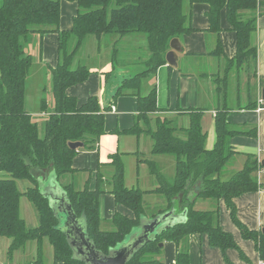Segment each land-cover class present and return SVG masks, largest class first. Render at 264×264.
<instances>
[{
    "label": "trees",
    "instance_id": "trees-1",
    "mask_svg": "<svg viewBox=\"0 0 264 264\" xmlns=\"http://www.w3.org/2000/svg\"><path fill=\"white\" fill-rule=\"evenodd\" d=\"M70 1L77 2L78 11L72 29L62 30L61 0H0V237L10 241L8 258L13 260L16 251L35 241L37 255L25 264H47L45 238H48L53 264H84L73 258L66 236L58 228L59 219L49 200L40 192L39 178L53 170L59 181L67 178L68 174L75 172L72 162L77 152L94 149L105 134V110L101 108L99 98L92 96L79 105L75 97L67 94L70 86L87 80L91 74L86 64L74 65L89 36L99 39L104 36L110 40L116 62L121 52L118 45L126 37L133 36V41L140 37L145 39L148 51L142 58L145 70L125 77L117 93L138 97L136 123L122 133H147L153 141L152 154L172 156L176 160L172 182L165 179L154 161H149L151 171L159 180V186L154 191L163 195L168 205L166 209L148 216L144 205L145 192L125 185L120 154L116 152L111 156L115 167L110 180L111 193L117 203L131 209L135 217L129 218L116 212L110 229L102 227L100 216V197L106 191L102 176H99L94 190H90L88 184L80 189L74 182L63 184L76 214L86 217L89 234L97 247L107 253L140 224L143 216L155 217L179 198L181 205L188 207L187 221L163 231L155 241L137 252L128 264H165L161 257L163 247H160L165 240L178 246L176 264H190L186 243L192 233L209 234L211 245L223 250L238 248L233 235L220 225L219 202L224 199L242 236L253 239L264 258V233L250 229L237 217L234 202L240 194L259 188L254 176L258 161L249 156L243 169L229 177L226 175L231 158L236 153L230 143L231 137L250 132L230 129L227 117L231 108L227 104L218 106L215 115L217 140L213 149L209 150L206 147L207 132L202 125L203 109L190 110L187 128L175 126L168 117L152 116L159 111L157 71L167 64L166 54L171 49V40L194 31L191 6L194 3L210 5V30L217 35L221 31V11L227 9L229 22L238 38L237 55L227 60V70L233 67L245 69L254 77L258 9L264 0ZM48 32L58 33L59 61L51 69L54 104L49 107L43 96L41 109L47 115L39 117L27 111L26 95L34 68V49L39 51L42 48V39ZM217 43V49L212 53L220 56L222 46L219 38ZM255 106L254 102L245 105L249 109ZM70 142H82L84 145L72 149ZM18 180H28L31 186L21 191ZM193 186L197 188L196 199H210L214 208H195V201L191 203L189 197ZM23 196L39 213V224L35 227H29L21 215Z\"/></svg>",
    "mask_w": 264,
    "mask_h": 264
},
{
    "label": "crops",
    "instance_id": "crops-1",
    "mask_svg": "<svg viewBox=\"0 0 264 264\" xmlns=\"http://www.w3.org/2000/svg\"><path fill=\"white\" fill-rule=\"evenodd\" d=\"M191 7V22L194 31L179 38L183 51L178 53V65L172 66L167 62L157 71L156 86L159 111L152 116L168 117L172 119L175 126L187 128L190 124V110L203 109L202 125L207 132L206 147L211 150L217 140L216 108L227 104L224 102H226L229 92L243 93L249 102L256 104L250 109L245 105L238 108L227 104L231 108L227 117L230 129L250 133H240L231 137L230 143L236 153L231 158L226 175L229 177L234 172L243 169L249 156L257 159L258 168L254 176L259 188L240 194L234 199V202L237 208V217L250 229L261 231L264 228V171H260L261 167L264 168V13H262L264 3L258 9V28L255 37L258 50L256 76L254 77L245 69L233 67L227 70V60L236 57L238 52L237 33L229 22L227 9L224 8L221 11V31L217 35L210 30L211 23L208 17L210 5L194 3ZM77 11V2L61 0L60 27L62 30L72 29ZM92 37L87 38L74 64L76 66L82 63L79 56L82 55L81 53L87 45L89 62H83V64L91 69V74L87 80L70 86L67 89V94L75 97L79 105L87 102L92 96L99 98L101 108L105 110V134L101 136L94 149H81L77 152L72 162L75 172L68 174L67 178L60 183L63 186L65 183L74 182L79 189L88 184L90 190H94L97 187L99 176H102L103 187L106 191L100 197V216L102 227L110 229L116 212L129 218L135 217V213L123 204L117 203L114 194L111 193L110 180L115 172L111 156L116 152L120 154L125 170V185L128 188H139L145 192L144 205L148 216H152L160 209H166L168 205L164 196L154 191L159 186V180L156 174L151 171L149 161H154L165 179L172 182L175 176L176 160L172 156L152 154L153 141L147 133L141 135L122 133L124 130L132 128L136 123L139 114L137 96L117 95L109 107L103 108V93L111 80H120L134 75L145 70V66L141 59L135 60L136 64H141L139 66L141 68L131 67L129 62L118 64L113 60L110 40L104 36L100 39ZM218 38L222 46L220 56L212 53L217 49ZM58 41V33L48 32L42 39V48L39 51L37 48L34 49V68L29 77L32 84L29 88V85L27 86L26 109L29 113L39 117L47 115L41 109L43 96L46 97L49 107L54 104L51 69L59 61ZM130 41H133V38ZM100 56L105 58L98 61L90 58ZM30 101L31 107L28 106ZM117 131L119 133H116ZM47 176L44 177L47 178ZM20 181L23 180H18V186ZM26 181L28 184L21 191H25L31 186V182ZM195 195H197V188L193 186L189 197L191 203L195 201V208L203 210L214 208L212 200L196 199ZM23 198L26 197L21 198V211ZM174 201L178 214L185 210L188 211V207L181 205L179 198ZM26 207V210H29L25 211V215L29 219V221L25 219L28 225V222L35 219V216L29 204ZM152 210L153 213H151ZM219 221L222 229L233 235L238 248L223 250L211 245L209 234L192 233L186 243L189 263L260 264L263 258L257 250L255 241L242 236L240 229L233 222L231 210L224 199L219 202ZM38 224L39 217L35 226ZM177 252L178 246L175 242L164 241L161 257L165 264H176ZM27 253L33 256L32 260L37 255L35 241L29 242L25 248L16 251L13 263L7 264H22L19 261L20 256H27ZM49 260V264H53L52 253L50 257L48 256L47 262Z\"/></svg>",
    "mask_w": 264,
    "mask_h": 264
},
{
    "label": "water",
    "instance_id": "water-1",
    "mask_svg": "<svg viewBox=\"0 0 264 264\" xmlns=\"http://www.w3.org/2000/svg\"><path fill=\"white\" fill-rule=\"evenodd\" d=\"M170 47L171 49L166 54V60L169 65L177 66L178 53L183 51L179 38H173ZM124 79L111 80L103 93V108L109 107L112 103ZM83 145L82 142L69 143L72 149H78ZM39 189L41 194L49 200L55 216L59 219L58 228L65 234L73 252V258L84 264H128L137 252L148 243L155 241L163 231L187 221L188 211L185 210V212L178 214L177 205L174 201L173 206L168 211L152 218L143 216L140 224L133 228L124 240L111 247L106 253L100 250L91 238L86 217L84 215L78 216L74 211L68 193L61 185L55 170L49 173L47 178H39ZM262 231L264 233V228ZM163 245L164 243H160V247Z\"/></svg>",
    "mask_w": 264,
    "mask_h": 264
},
{
    "label": "rangeland",
    "instance_id": "rangeland-1",
    "mask_svg": "<svg viewBox=\"0 0 264 264\" xmlns=\"http://www.w3.org/2000/svg\"><path fill=\"white\" fill-rule=\"evenodd\" d=\"M262 13H264V10H263ZM132 37H130V36L126 37L118 45V47L120 48L121 52H120V55L118 56L117 63L122 64V63H125V62H129L131 67L141 68V67H139V66H141V64L140 63H137L136 64L135 63V60H138V59L139 60L140 59L142 60V58H144L146 56V54L148 52L147 49H146V41H145V39L143 40L142 37H140L138 39H135L134 41H130V39ZM125 44H126V47H125ZM86 46L84 47V51H82V53H81L82 55L79 56V58L82 59V63L83 62H85V63H88L89 62L88 47H86ZM90 58L94 59V61L95 60L98 61V60H100L102 58H105V57L100 56V57H97V58H95V57H90ZM133 73H135V72H133ZM29 80H28V85H29L28 88L32 84V80L31 81H29ZM248 102L249 101L245 97V94L238 93L236 91L229 92V94L227 96V100H226V103L229 106H232V107H239L241 105H246V104H248ZM28 106L29 107L32 106L31 105V101L29 102V105ZM27 184H28V182L26 180L20 181L19 182L20 189L23 190L27 186ZM27 204H29V207L31 209H33L34 216H35V219L33 221L28 222V225L30 227H32V226H35L38 223V217H39L38 214L39 213L37 211V208L27 198H25V199L23 198L21 215H22V217L24 219H27L29 221V219L25 215V211L28 210V209L26 210ZM151 213H153V210L151 211ZM9 244H10V241H9L8 238H1L0 237V263L2 262V264L13 263V260H10L8 258V255H7V248L9 246ZM45 252H46V255H47L46 263L49 264L50 260L48 262H47V260H48V256L50 257V255L52 253V246L49 243L48 238H45ZM31 257H33V256L30 255V253H27V256L26 255H21L20 256L21 259H19V261L22 264H25V263H28V262H30L32 260Z\"/></svg>",
    "mask_w": 264,
    "mask_h": 264
},
{
    "label": "built area",
    "instance_id": "built-area-1",
    "mask_svg": "<svg viewBox=\"0 0 264 264\" xmlns=\"http://www.w3.org/2000/svg\"><path fill=\"white\" fill-rule=\"evenodd\" d=\"M260 171H264V168L261 167ZM260 264H264V258H263V260L260 262Z\"/></svg>",
    "mask_w": 264,
    "mask_h": 264
}]
</instances>
